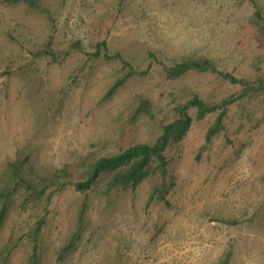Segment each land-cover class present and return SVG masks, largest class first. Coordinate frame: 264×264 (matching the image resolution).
Returning a JSON list of instances; mask_svg holds the SVG:
<instances>
[{"label":"rangeland","instance_id":"1","mask_svg":"<svg viewBox=\"0 0 264 264\" xmlns=\"http://www.w3.org/2000/svg\"><path fill=\"white\" fill-rule=\"evenodd\" d=\"M197 96L165 174L77 188ZM33 263L264 264V0H0V264Z\"/></svg>","mask_w":264,"mask_h":264},{"label":"trees","instance_id":"2","mask_svg":"<svg viewBox=\"0 0 264 264\" xmlns=\"http://www.w3.org/2000/svg\"><path fill=\"white\" fill-rule=\"evenodd\" d=\"M100 50L101 47L98 51ZM117 55L122 57L126 65L130 64L122 53H118ZM177 68H180V70L187 68H199L202 70L212 69L220 72L232 81H239V78L236 75L228 71L220 70L217 65L208 58H187L182 62H179ZM116 86L112 89V91L116 89ZM191 106H198L202 111L216 108V104H209L198 96L189 99L180 107L182 116L179 119L168 123L164 127V130L157 141L154 143H138L130 146L120 153L100 157L92 163L88 178L75 183L77 188L84 189L90 187L102 172L115 169L119 170L115 177L109 182L110 186L128 183L135 184L148 175V167L154 161L157 162L161 173L165 174L168 163V156L165 154V150L170 142L174 129H179L180 133L183 134L189 128L192 121V116L189 113V108ZM215 129L216 128L214 127L211 128L208 135L209 137L215 132Z\"/></svg>","mask_w":264,"mask_h":264}]
</instances>
